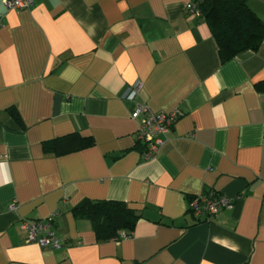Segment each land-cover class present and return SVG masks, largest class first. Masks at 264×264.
I'll list each match as a JSON object with an SVG mask.
<instances>
[{"label":"crops","instance_id":"1","mask_svg":"<svg viewBox=\"0 0 264 264\" xmlns=\"http://www.w3.org/2000/svg\"><path fill=\"white\" fill-rule=\"evenodd\" d=\"M195 1L0 0V264H264V36L220 63ZM246 4L264 26V0ZM136 82L153 112L182 113L149 160L120 98ZM75 133L93 146L43 152ZM210 191L231 206L196 223L189 199ZM85 200L141 217L99 242L72 213ZM53 214L65 246L27 242L22 223Z\"/></svg>","mask_w":264,"mask_h":264},{"label":"trees","instance_id":"2","mask_svg":"<svg viewBox=\"0 0 264 264\" xmlns=\"http://www.w3.org/2000/svg\"><path fill=\"white\" fill-rule=\"evenodd\" d=\"M246 2L247 0L194 2L216 45L220 63L230 60L238 53L256 51L263 39L264 26L248 8ZM10 111L19 121L18 114L14 110ZM136 143L144 146L138 141ZM91 146H93L91 138L81 137L75 133L44 142L42 149L45 154L64 156ZM72 213L76 218L90 221L99 242L118 241L123 236H129L141 217L136 210L119 201L85 200L78 204Z\"/></svg>","mask_w":264,"mask_h":264},{"label":"built area","instance_id":"3","mask_svg":"<svg viewBox=\"0 0 264 264\" xmlns=\"http://www.w3.org/2000/svg\"><path fill=\"white\" fill-rule=\"evenodd\" d=\"M3 5L8 11L28 10L33 5V0H3ZM187 10L200 14L194 2L186 6ZM143 86L140 82L134 83L126 88L121 99L131 102L132 117L139 119L136 140L145 147L144 159L149 160L159 152L167 140V136L174 124L182 117L181 111L175 109L169 113L153 112L145 103H140ZM231 200L215 192H206L194 196L188 205L190 215L197 221L207 222L217 213L230 208ZM56 214L49 216L46 220L22 223L21 228L27 232L26 241L35 242L42 247L61 249L65 243L59 240L52 231V225ZM123 236L122 238H125Z\"/></svg>","mask_w":264,"mask_h":264},{"label":"clouds","instance_id":"4","mask_svg":"<svg viewBox=\"0 0 264 264\" xmlns=\"http://www.w3.org/2000/svg\"><path fill=\"white\" fill-rule=\"evenodd\" d=\"M2 168H3V165H0V169H2ZM4 182H5V183L10 182V181H9V177H8V175H7L6 172L4 173Z\"/></svg>","mask_w":264,"mask_h":264}]
</instances>
